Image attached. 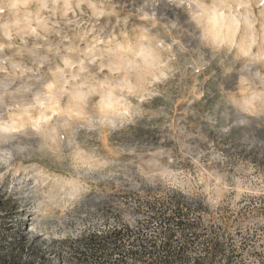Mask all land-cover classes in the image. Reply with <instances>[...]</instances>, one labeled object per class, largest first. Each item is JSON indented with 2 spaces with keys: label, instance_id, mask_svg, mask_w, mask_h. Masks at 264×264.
Segmentation results:
<instances>
[{
  "label": "clouds",
  "instance_id": "1",
  "mask_svg": "<svg viewBox=\"0 0 264 264\" xmlns=\"http://www.w3.org/2000/svg\"><path fill=\"white\" fill-rule=\"evenodd\" d=\"M162 3L186 14L192 31L178 15L158 14ZM134 20V37H106ZM82 28L89 39H74ZM185 36L198 47L189 50ZM213 63L227 75L237 74L236 90L227 91L235 119L217 126L209 116L208 122L221 136L239 128L245 150L264 149L256 134L264 119V0H0V175L20 166L17 176L22 184L32 182L37 208L78 212L93 196V182H119L134 167L101 152L94 141L105 130L112 136L135 126L144 118L143 101L182 74L205 72ZM202 134L203 128L185 135L183 158L194 165L206 157L226 162L224 152L200 147ZM33 140L35 146L26 143ZM45 153L63 172L41 165L42 180L31 162ZM145 158L153 174L141 179L151 187L179 174L167 155ZM179 190L219 210L242 194L264 197V182L217 167L193 173ZM137 219L131 209L122 215L130 227ZM260 225L264 218L248 221L253 230Z\"/></svg>",
  "mask_w": 264,
  "mask_h": 264
},
{
  "label": "rangeland",
  "instance_id": "2",
  "mask_svg": "<svg viewBox=\"0 0 264 264\" xmlns=\"http://www.w3.org/2000/svg\"><path fill=\"white\" fill-rule=\"evenodd\" d=\"M158 9V14H165L163 11L167 8L164 5ZM172 10L179 16L180 24L192 31V26L186 24V14ZM136 23L134 20L125 28H112L110 33L105 35L119 39L132 38L135 36ZM81 36L84 40L89 39L86 29L82 28L79 33H74V39ZM183 42L189 50L198 47L197 41L188 36L184 37ZM184 59L181 56V60ZM237 82L235 72L227 75L214 63L205 72L189 71L163 86L160 95L142 102L141 115L144 118L135 126L112 136L105 130L103 135L94 141L99 145L100 151L118 161H127V165L134 167L127 168L128 175L119 182H93V196L88 197L78 212L67 208L61 209L57 214L52 209L37 208L38 195L31 188L32 182L22 184L17 176L20 166L15 171H4L0 175V223L10 228L7 239L11 240L23 234L27 238L34 236L60 242L66 237H77L90 226L113 223L117 219L123 221V213L130 209L138 214V219H144L151 215L154 206L174 196L175 191L185 195L179 190L180 186L186 179H190L193 173H205L208 168L220 167L225 173L239 174L254 184L264 182V149L245 150L239 128H233L229 134L221 136L208 122L209 116L216 117L217 126L235 119V114L228 104L231 93L227 91H235ZM258 127L262 129H256V134L264 140V119H261ZM201 128L204 134L198 138L200 147L206 152H224L228 156L226 162L222 157H218L221 162L216 164L206 157L204 163L194 165L190 160L183 158L185 135L198 133ZM26 143L35 146L38 141ZM59 146L58 144L57 148ZM153 152L161 158L167 155L169 163L179 172L178 175L165 176L164 182L155 187L149 186L141 179L153 174L154 165L145 158L146 155L151 157ZM204 164H207V167H204ZM41 165L56 173L63 172L62 165L45 153L31 162L34 174L42 180L45 175ZM192 198L203 203L195 193ZM203 207L205 220L230 225L234 234L239 233L236 235L237 241L247 242L244 250L246 260L251 264H264V225L255 230L248 226L249 220L264 218V197L242 194L239 200L233 198L219 210H211L205 203ZM66 212L71 215L66 216ZM66 251L63 250L64 255Z\"/></svg>",
  "mask_w": 264,
  "mask_h": 264
},
{
  "label": "trees",
  "instance_id": "3",
  "mask_svg": "<svg viewBox=\"0 0 264 264\" xmlns=\"http://www.w3.org/2000/svg\"><path fill=\"white\" fill-rule=\"evenodd\" d=\"M174 193L133 227L117 219L60 242L23 234L8 240L10 228L0 223V264H251L239 233L205 220L202 202Z\"/></svg>",
  "mask_w": 264,
  "mask_h": 264
},
{
  "label": "bare ground",
  "instance_id": "4",
  "mask_svg": "<svg viewBox=\"0 0 264 264\" xmlns=\"http://www.w3.org/2000/svg\"><path fill=\"white\" fill-rule=\"evenodd\" d=\"M163 6H164V4L162 3L160 6H158V8L161 9V8H163ZM163 12H165V15L168 16V18L176 15L173 10H169V9H165V11H163Z\"/></svg>",
  "mask_w": 264,
  "mask_h": 264
}]
</instances>
